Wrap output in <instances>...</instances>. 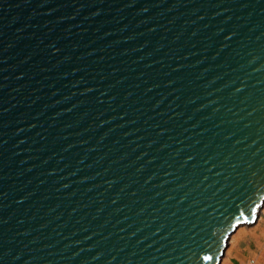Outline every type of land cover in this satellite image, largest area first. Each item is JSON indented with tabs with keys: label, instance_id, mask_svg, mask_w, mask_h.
Instances as JSON below:
<instances>
[{
	"label": "water",
	"instance_id": "obj_1",
	"mask_svg": "<svg viewBox=\"0 0 264 264\" xmlns=\"http://www.w3.org/2000/svg\"><path fill=\"white\" fill-rule=\"evenodd\" d=\"M263 204L264 0H0V264H220Z\"/></svg>",
	"mask_w": 264,
	"mask_h": 264
},
{
	"label": "rangeland",
	"instance_id": "obj_2",
	"mask_svg": "<svg viewBox=\"0 0 264 264\" xmlns=\"http://www.w3.org/2000/svg\"><path fill=\"white\" fill-rule=\"evenodd\" d=\"M228 249L231 254L224 264H264V207L257 223L235 232Z\"/></svg>",
	"mask_w": 264,
	"mask_h": 264
},
{
	"label": "bare ground",
	"instance_id": "obj_3",
	"mask_svg": "<svg viewBox=\"0 0 264 264\" xmlns=\"http://www.w3.org/2000/svg\"><path fill=\"white\" fill-rule=\"evenodd\" d=\"M264 205V204H263ZM263 208V207H262ZM262 208L259 210V212H258V218H259V213L261 212V210H262ZM258 218L256 219V221L254 222V223H252V224H255V223H257L258 222ZM252 224H246V225H242V226H240V227H246V226H248V225H252ZM239 227V228H240ZM238 228V229H239ZM237 229V230H238ZM234 238V234L231 236V240ZM231 240L229 241V243L231 242ZM229 243H228V246H229ZM231 254V252H230V250L228 249V247L226 248V250H225V253H224V255H223V257H222V260H221V262H220V264H224L225 263V261H226V259H227V257L229 256Z\"/></svg>",
	"mask_w": 264,
	"mask_h": 264
},
{
	"label": "snow or ice",
	"instance_id": "obj_4",
	"mask_svg": "<svg viewBox=\"0 0 264 264\" xmlns=\"http://www.w3.org/2000/svg\"><path fill=\"white\" fill-rule=\"evenodd\" d=\"M190 159H191V157H190ZM261 206L264 207V205H261ZM204 259H205V260H210V259H212V257H210V256H205Z\"/></svg>",
	"mask_w": 264,
	"mask_h": 264
}]
</instances>
